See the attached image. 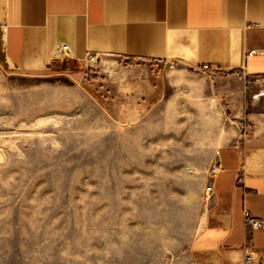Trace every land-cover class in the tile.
Returning <instances> with one entry per match:
<instances>
[{"label":"rangeland","instance_id":"1","mask_svg":"<svg viewBox=\"0 0 264 264\" xmlns=\"http://www.w3.org/2000/svg\"><path fill=\"white\" fill-rule=\"evenodd\" d=\"M76 72L0 73V264H197L221 144L209 101L162 99L158 76L137 119L117 67Z\"/></svg>","mask_w":264,"mask_h":264},{"label":"crops","instance_id":"2","mask_svg":"<svg viewBox=\"0 0 264 264\" xmlns=\"http://www.w3.org/2000/svg\"><path fill=\"white\" fill-rule=\"evenodd\" d=\"M63 45L70 59L59 58ZM91 52L97 66L119 70L134 118L150 114L158 76L162 99L186 90L209 101L222 170L208 181L193 256L264 264V227L246 222V213L264 222V0H0L1 74L78 75ZM205 65L211 71H198Z\"/></svg>","mask_w":264,"mask_h":264},{"label":"built area","instance_id":"3","mask_svg":"<svg viewBox=\"0 0 264 264\" xmlns=\"http://www.w3.org/2000/svg\"><path fill=\"white\" fill-rule=\"evenodd\" d=\"M255 53H256V51H252L250 53V55H253ZM59 58L61 60H67V59L71 58L70 48L68 45H63L59 48ZM85 62L87 64L88 68H92L93 66H95L96 64L99 63V58L96 54L91 52L87 55ZM198 71L205 73V72L211 71V68L209 66L205 65V66L200 67ZM238 75L240 76V78H246L247 77V75L244 73L238 74ZM261 81H262L261 79L255 80L256 83L261 82ZM221 170L222 169H221L220 163L216 161L211 166V169L209 172L210 173L209 179L214 180L221 173ZM212 194H213V186H212V184L211 185L209 184V186L207 187V195L209 198H211ZM246 222H247V224L251 225L254 229L264 227V222L255 219L249 213H246ZM252 260L253 259H252L251 255L247 256L246 261L248 263H251Z\"/></svg>","mask_w":264,"mask_h":264}]
</instances>
